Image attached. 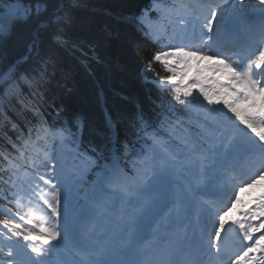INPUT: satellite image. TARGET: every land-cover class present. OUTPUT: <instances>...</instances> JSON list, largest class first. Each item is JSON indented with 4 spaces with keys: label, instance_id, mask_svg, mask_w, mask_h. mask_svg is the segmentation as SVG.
I'll return each instance as SVG.
<instances>
[{
    "label": "snow or ice",
    "instance_id": "snow-or-ice-1",
    "mask_svg": "<svg viewBox=\"0 0 264 264\" xmlns=\"http://www.w3.org/2000/svg\"><path fill=\"white\" fill-rule=\"evenodd\" d=\"M71 20L70 6L54 0H0V38L20 26L31 35L29 55L0 67V264H204V256L264 264V234L253 236L264 222L236 221L243 241L254 242L227 255L221 247L236 189L264 178V9L257 18L247 0H153L134 23L156 48L143 70L159 94L154 116L138 108L124 136L109 118L100 141L60 107L50 124L42 107L57 53L79 47ZM14 99L35 118L27 132L9 115ZM88 173L90 195L74 204ZM213 186L222 204L206 198ZM255 208L248 218H264V195ZM113 229L116 248L101 239ZM149 229L168 238L154 261L143 258Z\"/></svg>",
    "mask_w": 264,
    "mask_h": 264
},
{
    "label": "trees",
    "instance_id": "trees-1",
    "mask_svg": "<svg viewBox=\"0 0 264 264\" xmlns=\"http://www.w3.org/2000/svg\"><path fill=\"white\" fill-rule=\"evenodd\" d=\"M144 1L54 0L70 6L68 33L79 47L57 53L42 105L54 119L56 107L62 109L63 118L78 117L84 124L86 139L100 141L98 134L106 130L109 118L120 135H126L127 121L137 106L153 115L158 93L140 75L155 48L134 23ZM30 39L29 29L23 26L0 38V67L29 55ZM43 51H47V46ZM154 69L160 74L158 64H154ZM29 97L25 90V101ZM54 98L59 100L58 106L53 103ZM13 105L12 110H19L20 103Z\"/></svg>",
    "mask_w": 264,
    "mask_h": 264
},
{
    "label": "rangeland",
    "instance_id": "rangeland-1",
    "mask_svg": "<svg viewBox=\"0 0 264 264\" xmlns=\"http://www.w3.org/2000/svg\"><path fill=\"white\" fill-rule=\"evenodd\" d=\"M150 3H151V1H148L145 4H143V6H145L144 9H141L140 8L139 13L136 15V17H139L141 15V13L144 12V10L146 8L151 7V4ZM169 3H171V2L169 1ZM252 8L254 9V13H256V9H258V10L264 9V5H259L258 0H254V4L252 5ZM151 18H152V21H156L158 19V14L155 13V12L151 13ZM203 63H208V62H203ZM205 74L206 75H210L213 78H218V74H216V73L206 72ZM152 79H156V78H152ZM255 183L252 184L251 187H245V191H243L244 193L241 196H239V200L237 202H239L241 198H244V197L249 198V196H247L246 193H252V191H254V190L257 189L255 187V185H256ZM83 204H85V200H82V205Z\"/></svg>",
    "mask_w": 264,
    "mask_h": 264
},
{
    "label": "bare ground",
    "instance_id": "bare-ground-1",
    "mask_svg": "<svg viewBox=\"0 0 264 264\" xmlns=\"http://www.w3.org/2000/svg\"><path fill=\"white\" fill-rule=\"evenodd\" d=\"M237 214H238V212H237ZM238 215H239V214H238ZM239 216H241V214H240ZM194 217H195V215H194Z\"/></svg>",
    "mask_w": 264,
    "mask_h": 264
}]
</instances>
